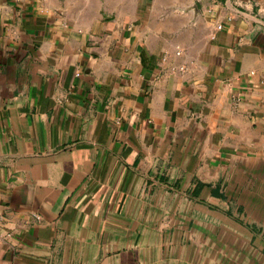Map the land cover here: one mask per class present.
I'll list each match as a JSON object with an SVG mask.
<instances>
[{
    "label": "crops",
    "instance_id": "0c3cea01",
    "mask_svg": "<svg viewBox=\"0 0 264 264\" xmlns=\"http://www.w3.org/2000/svg\"><path fill=\"white\" fill-rule=\"evenodd\" d=\"M0 264H264V0H0Z\"/></svg>",
    "mask_w": 264,
    "mask_h": 264
},
{
    "label": "built area",
    "instance_id": "2783aa9c",
    "mask_svg": "<svg viewBox=\"0 0 264 264\" xmlns=\"http://www.w3.org/2000/svg\"><path fill=\"white\" fill-rule=\"evenodd\" d=\"M177 54H180V51H178ZM180 69H184V67H180ZM236 99H237V100H240L239 97H237Z\"/></svg>",
    "mask_w": 264,
    "mask_h": 264
}]
</instances>
